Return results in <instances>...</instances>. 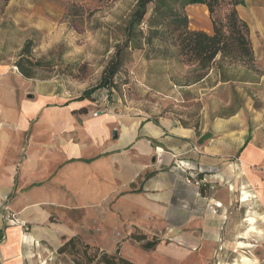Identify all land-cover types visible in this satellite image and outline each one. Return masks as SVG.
<instances>
[{"label": "crops", "instance_id": "crops-1", "mask_svg": "<svg viewBox=\"0 0 264 264\" xmlns=\"http://www.w3.org/2000/svg\"><path fill=\"white\" fill-rule=\"evenodd\" d=\"M257 2L252 7L250 4V11L242 17L248 26L264 24V0ZM185 13L193 30L211 33L204 6L189 5ZM210 74L198 82L201 84ZM31 81V90L17 98L8 90V96L0 95V197L10 194L17 178L16 200L22 218L28 217L29 203L34 202L78 211L88 223L115 221L120 215L134 220L144 231L150 229L144 226L149 221L173 227V232L181 235L193 227L195 253L180 259L179 264H207L214 249L223 246L218 217L221 208L227 207L224 197L234 195L233 188L239 185V179L233 178L234 164L225 159L239 154L241 196H247L241 202L258 203L259 218L252 217L262 220L259 228L257 222L254 226L258 245L264 248V135L254 134L248 124L238 133L235 128L237 121L242 122L241 115L217 118L207 133L197 136L194 128L181 125L180 117L171 113L153 119L126 117L109 105L103 110L94 93L90 100L73 99L64 91V84L54 78ZM98 110L103 112L94 116ZM211 133L213 138L201 146L199 139ZM219 141L226 145L220 146ZM18 155L22 160L17 168ZM180 163L186 169L202 170V175L198 173L200 188L185 183L186 173ZM214 186L224 192L221 198L201 194L203 187L213 190ZM106 202L116 203L115 214L102 209ZM210 210L219 213L215 215L217 227L202 221L203 215L212 216L207 215ZM191 218L196 219L192 225ZM0 230V264H34V243L40 241L39 235L49 234L52 241L51 235L59 234L52 228L37 229L39 235L26 233L13 221L3 225L2 216ZM45 230L48 233H43ZM247 231L253 236L248 229L240 242L252 246L251 237L245 238ZM247 258L251 264H264V256Z\"/></svg>", "mask_w": 264, "mask_h": 264}, {"label": "rangeland", "instance_id": "rangeland-1", "mask_svg": "<svg viewBox=\"0 0 264 264\" xmlns=\"http://www.w3.org/2000/svg\"><path fill=\"white\" fill-rule=\"evenodd\" d=\"M134 3L135 0H10L7 4L0 1V95L10 92L12 97L16 95L17 98L23 91L31 90L30 84L34 83L32 79L25 81L21 76L17 78L15 75L18 73L14 67L27 40L32 42L31 60H39L43 64L36 70L34 79L58 80L64 84L62 86L66 94L73 99L79 98L84 91L97 87L102 71L114 52V46L122 40V28ZM258 3L260 2L257 0H244V5L238 7L240 17L248 14L250 4L252 7V4ZM193 26L189 25L191 29ZM249 31L254 54L252 69L242 64L224 63L221 70L223 77H220L221 71L214 65L207 72L211 74L201 84L200 81L194 82L199 73L196 67L182 64L177 59H153L156 50L147 47L134 50L130 61L117 75V89H110L109 108L114 107L117 114L126 117L140 115L150 119L171 113L180 117L178 120L181 125L194 128L197 136L207 133L217 118L226 120L236 113L237 117L241 115L242 120L241 123L237 121L235 130L238 133L248 124L254 134L258 132V135L263 136L264 24H252ZM146 55L149 59H146ZM10 74L12 78L9 77ZM104 90L107 89H96L94 97L103 94ZM212 135L213 133L205 135L198 143L204 146L213 138ZM219 135L217 133L216 136ZM219 144L226 145L221 141ZM18 156L17 168L22 160V155ZM225 162L234 164L233 178L239 179V185L233 188L234 195H228L227 199L224 197L227 207L221 208L220 215L210 210L207 215L212 216L202 217L204 224L217 227L215 215H219L218 232L223 242L220 249H214L212 260L207 264H242V256H264V248L258 245L259 238L256 235L259 234L256 233L258 230L255 226L256 232L251 234L252 237L249 236L254 241L252 246L248 243L249 248L237 247L244 232L250 229L248 218L254 215L258 217L259 205L255 202H241L244 190L240 189L239 154L226 158ZM193 171L199 180L198 173H203L202 170ZM16 172L15 177H18V171ZM18 191L16 178L10 194L0 197L2 224L8 226L13 221L23 232L37 235L40 234L37 229L41 228H52L59 232L56 237L51 235L52 241L47 236L49 234L39 235L40 241L34 243V264L83 262L78 255L58 253L59 247L69 239L70 234L90 247L88 254L95 251L98 255L117 252L119 256L135 264H179L180 259L190 258L195 253L196 235L193 227L185 235H181L173 232V227L149 221L144 226H149L150 229L144 231L137 226V222L130 218L125 220L120 215L115 221L88 223L78 211L34 202L29 203L31 209L27 210L28 217L22 218V210L16 200ZM201 194L209 198H221L224 192L214 186L213 190L203 187ZM206 203L208 204L207 201ZM103 204L106 207L102 209L106 213H116L115 202ZM95 206L97 209L101 207L99 203ZM207 208L206 205L204 209ZM194 221L196 219L191 218L189 224L192 225ZM255 223L259 228L262 220L255 218ZM43 233L48 232L45 230ZM141 235H145L146 239L137 241L136 237ZM152 240L158 243L153 249L146 250L142 247L146 241ZM77 248L81 251L80 247Z\"/></svg>", "mask_w": 264, "mask_h": 264}, {"label": "trees", "instance_id": "trees-1", "mask_svg": "<svg viewBox=\"0 0 264 264\" xmlns=\"http://www.w3.org/2000/svg\"><path fill=\"white\" fill-rule=\"evenodd\" d=\"M0 1L7 4L10 0ZM189 5L206 8L212 29L210 34L189 27L185 13ZM243 5L244 0H135L122 28V40L114 46L97 87L84 91L79 98L90 100L96 89H117V75L130 61L132 52L145 47L156 50L153 59H177L182 64L196 67L199 73L194 82L203 79L214 65L220 71L224 63L242 64L252 69L254 54L249 26L238 13V7ZM31 47L32 42L27 40L14 63L25 79H34L36 70L43 65L39 60H31ZM145 57L149 59L148 55ZM220 77H223L222 71ZM2 239L3 230H0V242ZM145 239V235L136 237L137 241ZM157 244L156 240L146 241L142 247L151 250ZM88 250L87 244L71 237L59 247L58 253L80 256L83 262L76 261L75 264H135L117 252L98 255L97 251L88 254Z\"/></svg>", "mask_w": 264, "mask_h": 264}, {"label": "built area", "instance_id": "built-area-1", "mask_svg": "<svg viewBox=\"0 0 264 264\" xmlns=\"http://www.w3.org/2000/svg\"><path fill=\"white\" fill-rule=\"evenodd\" d=\"M111 90L110 89L104 90L103 94H101L99 96V99H100V102L102 104L103 110L108 107L109 95H110V91ZM101 112H103V111L102 110H98L97 112L93 113V115L97 116V114L101 113ZM179 167L186 173L185 183L188 184V185H192L194 187L199 188L200 185H201V181H200V179L199 180L196 179V175L197 174L192 169H186L185 166H183L181 163H180Z\"/></svg>", "mask_w": 264, "mask_h": 264}, {"label": "bare ground", "instance_id": "bare-ground-1", "mask_svg": "<svg viewBox=\"0 0 264 264\" xmlns=\"http://www.w3.org/2000/svg\"><path fill=\"white\" fill-rule=\"evenodd\" d=\"M246 200H247V196L245 195L241 201H246ZM248 221H249V224H250V231L255 233L256 231H255V228H254V225H253L254 224V221H255L254 218L253 217H250L248 219ZM256 233H258V232H256ZM249 235H250V232L247 231L245 233V238H248ZM237 247L239 249H245V248H248L249 246H248V244H245L243 242H238V246ZM241 263L242 264H251V260L249 258L245 257V256H242Z\"/></svg>", "mask_w": 264, "mask_h": 264}]
</instances>
